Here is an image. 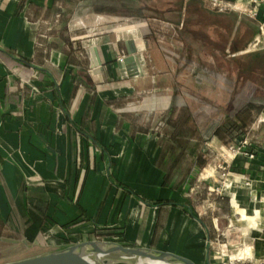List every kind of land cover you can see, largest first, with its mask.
<instances>
[{"label": "crops", "instance_id": "1", "mask_svg": "<svg viewBox=\"0 0 264 264\" xmlns=\"http://www.w3.org/2000/svg\"><path fill=\"white\" fill-rule=\"evenodd\" d=\"M230 1L0 0L2 239L12 213L26 243L66 245L34 236L51 216L69 243L174 252L155 240L167 208L163 230L197 232L198 264L224 262L220 236L241 237L228 264H264V37L246 0ZM126 41L143 56L134 77L117 65ZM245 133L254 157L231 156Z\"/></svg>", "mask_w": 264, "mask_h": 264}, {"label": "water", "instance_id": "2", "mask_svg": "<svg viewBox=\"0 0 264 264\" xmlns=\"http://www.w3.org/2000/svg\"><path fill=\"white\" fill-rule=\"evenodd\" d=\"M127 55L117 62L120 71L129 77L138 75L136 61L142 54L135 52L131 41H126ZM91 74L96 83H101L102 64L93 40H89ZM2 240V237H0ZM26 243L25 241H23ZM198 264L189 256L159 248L128 245L118 240L89 239L62 245L32 256L2 262L0 264Z\"/></svg>", "mask_w": 264, "mask_h": 264}, {"label": "rangeland", "instance_id": "3", "mask_svg": "<svg viewBox=\"0 0 264 264\" xmlns=\"http://www.w3.org/2000/svg\"><path fill=\"white\" fill-rule=\"evenodd\" d=\"M219 168L221 172L223 173V171L226 169L224 161L220 163ZM225 207L226 206L222 205L221 212L225 211ZM166 209L167 208L162 209L161 215L159 216L160 224H159V227L157 228L155 240L159 241L160 247L162 248H167L169 250H173L174 252H178L179 254L188 256L191 254L189 245L193 244L196 241L195 235L197 232L193 231V233L191 232L192 234L190 233L186 235L185 233L181 232L180 228H177V229L174 228L176 230H172V231H168L169 228L166 229V231L163 230V227H164L163 224L164 222H166L165 219L167 217ZM50 217L48 218V220H45V222L42 223L40 226L41 231H42L41 233L43 237L45 238V241L47 242V240H51V239L53 240V238L56 237L58 239L61 238L60 240L62 241L60 242V244H63V243L68 244L70 240H72L71 239L72 235L69 232L65 231V228L63 227L62 224L61 225L55 224L56 222L55 220L52 219L53 217L51 218ZM237 223H239V218L232 222L233 225H237ZM93 236H97V235H93ZM220 240L222 241H220L219 244H222V245H220V254H218V256L221 259V261L222 260L224 261L223 263L221 262L220 264H228V261L231 259V258L229 259L230 257L229 252L232 248H240L241 250L244 249L243 246L239 245L240 246L239 247L238 244L235 247L232 246L233 243L241 241V237H238L235 241L230 242V243H227V241H224L225 238H223L222 236H220ZM55 245L57 244L55 243ZM216 246H217L216 244H212L211 246H209V250H211V252L213 251L215 252ZM56 247H59V245L54 246V243L52 245L50 244L47 245V243L46 244L45 243L44 244L31 243V242L24 243L22 240H17V239H9V238L2 239L0 240V263L32 256V255L56 248ZM205 251H206V247L203 249V253ZM242 253L243 252H240V254L237 257L243 259L244 255H242ZM212 255H217V254L214 253Z\"/></svg>", "mask_w": 264, "mask_h": 264}, {"label": "built area", "instance_id": "4", "mask_svg": "<svg viewBox=\"0 0 264 264\" xmlns=\"http://www.w3.org/2000/svg\"><path fill=\"white\" fill-rule=\"evenodd\" d=\"M212 7L224 9L232 8L233 4L230 0H209ZM243 13L259 23V36L264 37V0H246ZM257 36L251 44V48L255 49L259 46L260 39ZM231 156L235 157L239 154H244L249 158L254 157L251 139L247 133L234 138L232 143L227 147Z\"/></svg>", "mask_w": 264, "mask_h": 264}, {"label": "trees", "instance_id": "5", "mask_svg": "<svg viewBox=\"0 0 264 264\" xmlns=\"http://www.w3.org/2000/svg\"><path fill=\"white\" fill-rule=\"evenodd\" d=\"M236 127H238V132H240V131L243 132V129H242L243 127L241 125L239 126L237 124ZM166 183L167 182H166V178H165L164 184L166 185ZM34 201L35 200H33V202ZM37 203H39V201H37ZM165 204H170V201H167ZM15 205H16V207L18 209V212H19L18 219L19 218H21V219L25 218L24 209H23V201H21V199H18V200L15 201ZM9 216H10L9 217V220L14 223L13 224V229H12L11 233H5V234H3V236L4 237H11V238H15V239L19 240L22 233H20L19 230L17 229V226H16V216H14L12 213H10ZM68 224H70V223H67L65 226H67ZM40 232H42L41 231V228H39V230H37V231L34 232V234H35L34 236L39 235Z\"/></svg>", "mask_w": 264, "mask_h": 264}, {"label": "bare ground", "instance_id": "6", "mask_svg": "<svg viewBox=\"0 0 264 264\" xmlns=\"http://www.w3.org/2000/svg\"><path fill=\"white\" fill-rule=\"evenodd\" d=\"M236 213H240V216L243 215L241 212H236ZM239 219H242V218L239 217ZM131 264H145V263H143V262H134V263H131Z\"/></svg>", "mask_w": 264, "mask_h": 264}]
</instances>
